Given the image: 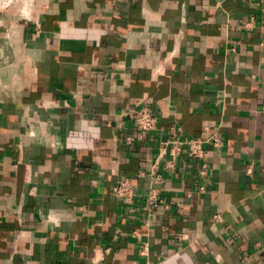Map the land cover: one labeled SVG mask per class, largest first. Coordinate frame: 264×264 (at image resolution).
Here are the masks:
<instances>
[{
    "label": "crops",
    "instance_id": "obj_1",
    "mask_svg": "<svg viewBox=\"0 0 264 264\" xmlns=\"http://www.w3.org/2000/svg\"><path fill=\"white\" fill-rule=\"evenodd\" d=\"M16 23L0 28V264H264V0H42ZM213 135L207 176L158 160L173 136Z\"/></svg>",
    "mask_w": 264,
    "mask_h": 264
},
{
    "label": "built area",
    "instance_id": "obj_2",
    "mask_svg": "<svg viewBox=\"0 0 264 264\" xmlns=\"http://www.w3.org/2000/svg\"><path fill=\"white\" fill-rule=\"evenodd\" d=\"M131 119L135 126L142 132L150 133L155 131L159 125V117L151 107L149 102H143L137 110L131 115ZM213 145L216 148L222 146V140L213 135L208 138H194L184 136H173L170 139L161 142L158 160L164 159L165 168H173L176 160L184 155L190 159L199 161L201 163V170L199 173L202 176L209 174V166L207 162L208 150L207 146ZM160 165H154V168H159ZM205 186H201V190H205ZM115 195L126 202L133 201L137 196V191L132 181L129 179H123L119 181L115 187ZM149 200L152 203H157L158 193L157 190L152 189L149 194ZM97 264H103L98 262Z\"/></svg>",
    "mask_w": 264,
    "mask_h": 264
},
{
    "label": "rangeland",
    "instance_id": "obj_3",
    "mask_svg": "<svg viewBox=\"0 0 264 264\" xmlns=\"http://www.w3.org/2000/svg\"><path fill=\"white\" fill-rule=\"evenodd\" d=\"M41 5L42 0H0V28L33 17Z\"/></svg>",
    "mask_w": 264,
    "mask_h": 264
},
{
    "label": "bare ground",
    "instance_id": "obj_4",
    "mask_svg": "<svg viewBox=\"0 0 264 264\" xmlns=\"http://www.w3.org/2000/svg\"><path fill=\"white\" fill-rule=\"evenodd\" d=\"M30 8V7H29ZM26 10H28V7L26 8ZM24 12V11H23ZM27 13H28V11H27ZM26 17V16H25Z\"/></svg>",
    "mask_w": 264,
    "mask_h": 264
}]
</instances>
